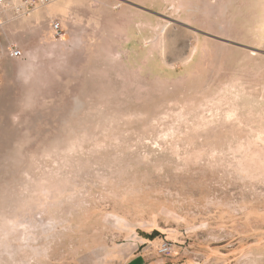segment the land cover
Here are the masks:
<instances>
[{
    "label": "rangeland",
    "instance_id": "374dc122",
    "mask_svg": "<svg viewBox=\"0 0 264 264\" xmlns=\"http://www.w3.org/2000/svg\"><path fill=\"white\" fill-rule=\"evenodd\" d=\"M14 6L0 264H264V0Z\"/></svg>",
    "mask_w": 264,
    "mask_h": 264
},
{
    "label": "crops",
    "instance_id": "0c3cea01",
    "mask_svg": "<svg viewBox=\"0 0 264 264\" xmlns=\"http://www.w3.org/2000/svg\"><path fill=\"white\" fill-rule=\"evenodd\" d=\"M19 1L20 0H0V7L9 3H19ZM79 2H81V0H52L49 5L34 9L33 11H31L29 16H24L25 18H27V26H25L27 28V34H31L38 22L41 21L48 25L47 27L51 31H53L52 23L56 21L60 23H65L69 19L70 14L74 12L76 5ZM13 29L17 31L20 28L14 26ZM9 32L10 30H8L5 35L8 36ZM5 40L8 41V38L2 39V43L0 46V59H2L4 56L6 57L5 47H7L8 45L5 46Z\"/></svg>",
    "mask_w": 264,
    "mask_h": 264
},
{
    "label": "built area",
    "instance_id": "2783aa9c",
    "mask_svg": "<svg viewBox=\"0 0 264 264\" xmlns=\"http://www.w3.org/2000/svg\"><path fill=\"white\" fill-rule=\"evenodd\" d=\"M52 2V0H20L19 3H14V9L16 11V14L19 17L29 16L31 11L37 8L45 7L49 5ZM52 29L55 35H60L62 32V26L60 22H53L52 23ZM0 42H1V35H0ZM6 56L12 59H19L23 56L22 51L11 45L9 48H7L5 52ZM1 60V59H0ZM172 250L171 243H164L161 252L163 254L169 253Z\"/></svg>",
    "mask_w": 264,
    "mask_h": 264
}]
</instances>
